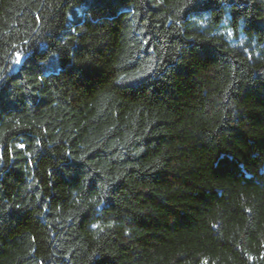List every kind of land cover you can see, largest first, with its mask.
<instances>
[{"label": "trees", "instance_id": "trees-1", "mask_svg": "<svg viewBox=\"0 0 264 264\" xmlns=\"http://www.w3.org/2000/svg\"><path fill=\"white\" fill-rule=\"evenodd\" d=\"M0 264H264V0H0Z\"/></svg>", "mask_w": 264, "mask_h": 264}, {"label": "snow or ice", "instance_id": "snow-or-ice-1", "mask_svg": "<svg viewBox=\"0 0 264 264\" xmlns=\"http://www.w3.org/2000/svg\"><path fill=\"white\" fill-rule=\"evenodd\" d=\"M22 57H21V54L20 53H17V56H16V63H20Z\"/></svg>", "mask_w": 264, "mask_h": 264}]
</instances>
